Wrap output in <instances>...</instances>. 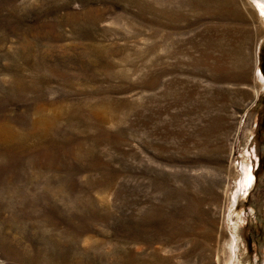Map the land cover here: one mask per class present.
Returning <instances> with one entry per match:
<instances>
[{
	"label": "rangeland",
	"instance_id": "rangeland-1",
	"mask_svg": "<svg viewBox=\"0 0 264 264\" xmlns=\"http://www.w3.org/2000/svg\"><path fill=\"white\" fill-rule=\"evenodd\" d=\"M259 7L0 0V264H264Z\"/></svg>",
	"mask_w": 264,
	"mask_h": 264
},
{
	"label": "bare ground",
	"instance_id": "bare-ground-1",
	"mask_svg": "<svg viewBox=\"0 0 264 264\" xmlns=\"http://www.w3.org/2000/svg\"><path fill=\"white\" fill-rule=\"evenodd\" d=\"M252 5V4H251ZM260 9H258V10H261L262 12H264V9L262 8V7H259Z\"/></svg>",
	"mask_w": 264,
	"mask_h": 264
}]
</instances>
